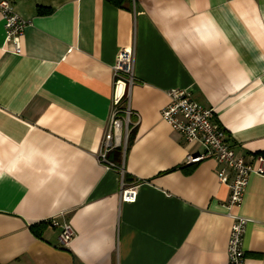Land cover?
<instances>
[{
	"label": "crops",
	"instance_id": "crops-1",
	"mask_svg": "<svg viewBox=\"0 0 264 264\" xmlns=\"http://www.w3.org/2000/svg\"><path fill=\"white\" fill-rule=\"evenodd\" d=\"M12 3L30 25L18 55L0 19V264H228L229 213L250 220L246 264H264V177L229 211L218 164H189L204 147L161 115L169 91L189 93L238 155L264 156V0ZM126 48L133 140L106 169L98 155ZM57 217L75 231L68 248L59 229L30 230Z\"/></svg>",
	"mask_w": 264,
	"mask_h": 264
},
{
	"label": "built area",
	"instance_id": "built-area-1",
	"mask_svg": "<svg viewBox=\"0 0 264 264\" xmlns=\"http://www.w3.org/2000/svg\"><path fill=\"white\" fill-rule=\"evenodd\" d=\"M0 19L4 24L6 42H11L14 52L20 55L21 39L30 21L15 12L12 0H0ZM134 56V48L122 50L113 69L115 82L111 121L98 155V160L106 169L116 168L107 159L108 154L125 147L128 141L132 113L127 91L134 82ZM168 96L169 103L161 112L163 121L188 142L200 143L204 147V153L189 156L188 163L198 164L213 159L218 164L217 175L220 183L227 185L230 190L227 209L232 211L240 208L250 177L252 175L264 177V156L259 154L248 160L245 156L238 155L228 141L226 130L215 120V110L197 103L191 94L172 90L168 92ZM121 188L124 201L135 200V193L124 190V178L121 181ZM228 216L232 219L227 248L228 264H246L244 238L250 220L231 213ZM47 223L60 230V244L63 248H68L75 238L71 224L60 223L58 217L48 220Z\"/></svg>",
	"mask_w": 264,
	"mask_h": 264
},
{
	"label": "trees",
	"instance_id": "trees-1",
	"mask_svg": "<svg viewBox=\"0 0 264 264\" xmlns=\"http://www.w3.org/2000/svg\"><path fill=\"white\" fill-rule=\"evenodd\" d=\"M110 3H112L113 5H115L116 7L120 8V9H125V10H130L131 6H132V2L133 0H108ZM40 14H46L49 12L43 11V10H39ZM133 134L131 133L129 136V140H128V147L131 145V142L133 140ZM47 226H49V223L44 222V223H40L37 225H33L30 227V230L32 231V233L41 238V234L42 232L47 228Z\"/></svg>",
	"mask_w": 264,
	"mask_h": 264
}]
</instances>
